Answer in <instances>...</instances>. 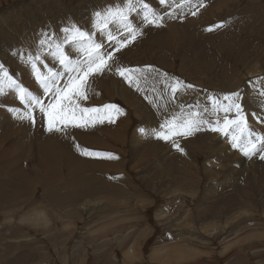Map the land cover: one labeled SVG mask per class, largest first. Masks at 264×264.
I'll return each mask as SVG.
<instances>
[{
    "label": "rangeland",
    "instance_id": "rangeland-1",
    "mask_svg": "<svg viewBox=\"0 0 264 264\" xmlns=\"http://www.w3.org/2000/svg\"><path fill=\"white\" fill-rule=\"evenodd\" d=\"M119 2L0 0V64L19 83L41 95L40 85L37 90L31 87L36 79L24 62L28 56L40 52L43 63L37 66L43 75L48 74L47 68L56 72L62 69L55 58L54 62L45 58L50 49L46 45L41 50L39 45L44 34L57 39L63 35L61 28L70 23L93 31V13ZM145 2L163 20L170 21L157 31L143 21L141 13H133L139 15L143 29L118 52L104 37L103 42L115 52V62H109L110 70L89 78L88 98L78 102L85 108L117 105L122 110L116 115L120 136L115 138L111 130L108 135L102 129L104 142L97 137L89 146L80 134H68L69 147L76 156L81 155L76 148L79 145L118 159L85 156L94 164L82 162L78 174L67 171V167L74 169L72 164L67 166V152L48 159L46 156L42 182L33 180L35 165L29 160L34 147L22 157L27 150V145H22L14 156L22 157L20 162L27 167L28 179L8 183L10 179L0 172V264H116L114 260L117 264H161V259H166L165 264H264V159L261 153L245 156L232 147L229 136L211 130L217 121L222 126L226 118H236L235 110L224 111L229 103L224 96L238 92L248 124L256 133L264 134V97L260 96L264 90V0H167L157 6L152 0ZM180 9L184 14L181 17L176 11ZM192 25L196 28L190 29ZM98 33L94 37L97 42L103 36ZM66 50L68 55L81 57L71 48ZM118 67L133 70L126 74L131 76V83L121 77ZM95 77L103 79L105 89ZM122 78L135 86L133 99L128 101L142 106L141 111L118 97L117 86ZM177 81L183 87L173 94L172 86ZM210 97L221 105L209 111L217 112L213 118L204 109L213 105ZM245 102L257 108L248 109ZM15 109L20 116L27 110L19 99ZM2 113L1 118L6 115ZM190 117L211 124L201 123L199 131L186 137L177 135L167 141L156 137L155 132H167V128L160 127L166 121L176 118L180 123ZM90 129L87 125L81 133L86 135ZM135 129L138 135L133 139ZM12 137L7 135L0 149L21 140L23 135ZM173 140L183 152L174 147ZM228 142L230 150L225 148ZM142 150L150 156H138ZM175 158L177 167L174 165L173 170L181 168L176 173L170 166ZM77 175L101 177L88 183L94 189L90 196H73L74 187L69 182ZM103 177L109 183L99 185ZM230 200H234L233 210L227 213L220 204ZM160 210L166 218L156 215ZM32 211L42 213V227L21 224ZM230 216L233 220L227 221ZM124 252L132 255L126 257Z\"/></svg>",
    "mask_w": 264,
    "mask_h": 264
},
{
    "label": "snow or ice",
    "instance_id": "snow-or-ice-1",
    "mask_svg": "<svg viewBox=\"0 0 264 264\" xmlns=\"http://www.w3.org/2000/svg\"><path fill=\"white\" fill-rule=\"evenodd\" d=\"M159 2L164 5L167 0H159ZM187 2H190V0H187ZM133 13H141L143 21L147 24L158 23L162 19L145 0H120L119 3L93 13L91 24L93 31L81 29L75 23H70L68 26L61 28L60 32L63 35L57 39H52L48 34H44L45 38L39 41L41 50L47 45L50 49L47 54L58 61L63 71L56 72L44 65L48 74L43 75L37 66L38 62L43 63L39 51L34 57L29 55L25 63L31 67L35 79L44 93L52 94L53 99L51 102L45 103L39 96L33 95L27 87L14 78L13 74L8 72L3 64H0V95L6 94L5 86L7 85L8 89L15 92L20 103L28 109L19 118L34 124L33 111L38 109L46 118V130L50 133H63L69 126L80 128L89 124L103 123L105 120L114 123L116 115L122 114V110L117 105L106 104L103 108H85L80 107L78 101L88 98L89 78L110 70L111 65L109 62H115V52L125 47L126 43L131 42L140 34V29L132 22L131 16ZM192 14L196 15V12ZM222 26L217 25L216 27ZM207 30L212 31L211 28ZM97 32L105 34L107 40L116 45L115 52L104 51V45L94 38ZM121 34H127L128 39H118L117 37ZM66 48L73 49L82 58L71 59ZM13 55H16V53H13ZM21 59L24 58L21 57ZM117 71L131 83V76L126 74L133 70L118 67ZM65 74H67V83L61 87L57 84V81L62 79ZM181 87H183L182 83L177 81L172 86L173 94L179 91ZM186 87L191 88L193 86L187 85ZM260 96L264 97V91L260 92ZM210 99L215 108L221 107L218 100L211 97ZM240 99L241 96L238 92L232 93L230 96H224V100L229 101L224 111L231 112L235 110L236 118H226L222 126L217 121L215 126H211V130L229 136L232 147L241 151L245 156L251 157L261 153L260 158L264 159V134L256 133L248 124L244 109L239 102ZM261 103H264V101H261ZM8 111L15 113L19 110L9 108ZM201 123L211 124L209 121L197 120L191 117L177 123L176 118H173V120L166 121L165 124L160 126L161 129L167 128V132H155V135L157 138L166 141L177 135L186 137L194 131H199ZM140 132L144 133V129L141 128ZM172 143L178 151L183 152L177 141L173 140ZM76 148L84 156H103L108 159H118L110 153L93 152L87 148H81L79 145H76Z\"/></svg>",
    "mask_w": 264,
    "mask_h": 264
},
{
    "label": "bare ground",
    "instance_id": "bare-ground-1",
    "mask_svg": "<svg viewBox=\"0 0 264 264\" xmlns=\"http://www.w3.org/2000/svg\"><path fill=\"white\" fill-rule=\"evenodd\" d=\"M101 1V0H100ZM114 1H116L117 2V0H114ZM153 1V5H156L157 6V4L158 5H160L159 4V0H152ZM218 1V0H217ZM194 4L196 3V1H194L193 2ZM105 4V3H104ZM107 4V3H106ZM197 4V3H196ZM189 5H190V3H189ZM90 6V5H89ZM92 6V5H91ZM155 6V7H156ZM190 8H195V6L194 5H191V7ZM93 9V8H92ZM154 9V8H153ZM89 10V9H88ZM99 11V10H98ZM177 12H178V14H179V17H181L180 15H182L183 14V10L182 9H180V10H176ZM187 12L189 11L188 9L186 10ZM83 12V11H82ZM191 13V12H190ZM205 13L208 15L209 14V12L208 11H205ZM83 14V13H82ZM86 14V13H85ZM159 15V14H158ZM184 15V14H183ZM186 15H188V14H186ZM160 16V15H159ZM83 17V16H82ZM201 17H202V15H201ZM207 17V16H206ZM199 18H200V16H199ZM82 19V18H81ZM131 19H132V22H133V24L136 26V27H138L139 29H143L142 27H140V23H139V15L138 14H132V16H131ZM170 19V18H169ZM188 19H190V18H188ZM201 19V18H200ZM203 19H204V17H203ZM193 21H198L196 18H194V19H192ZM83 21V20H82ZM168 21H170V20H168V19H166V20H163L162 19V21L160 20L158 23H156V25H154V24H152V26H150V27H152V28H155L156 27V30L157 31H160L161 29H162V27L164 26L165 27V23H167ZM190 21V20H189ZM65 22V21H64ZM192 22V21H191ZM190 22V24H192ZM199 22V21H198ZM84 23H87V21L84 19ZM195 23V22H194ZM204 23H206V21L204 22ZM173 26V25H172ZM177 26V25H176ZM195 26V25H194ZM169 27V26H168ZM190 29H192V28H196V27H193V25L192 26H190L189 27ZM174 29V28H173ZM194 30H196V29H194ZM164 31V30H163ZM167 31H168V29H167ZM168 33V32H167ZM171 33V32H170ZM176 33V32H175ZM13 34V33H12ZM103 33H101V35H102ZM169 34V33H168ZM98 35H99V33H98ZM170 35V34H169ZM168 35V36H169ZM175 36V35H174ZM104 37H106V35L105 34H103V36L102 37H100V39H99V43H102L103 45H104V51H111V48H108L107 46H106V44L103 42V39H104ZM173 37V35L171 36V38ZM98 38V37H97ZM118 39H125L126 40V38H127V34H121V36L119 35L118 37H117ZM156 38V37H155ZM169 38V37H168ZM170 38V39H171ZM158 39V38H157ZM156 39V40H157ZM162 39H163V37H162ZM165 39L166 40H168L166 37H165ZM164 39V40H165ZM158 40H160V38L158 39ZM165 40V41H166ZM6 41V40H5ZM165 41H164V44H165ZM158 42V41H157ZM109 44V43H108ZM167 44V43H166ZM10 45V44H9ZM112 45L114 46V47H116V45L114 44V43H112ZM111 45V46H112ZM11 46V45H10ZM109 46H110V44H109ZM176 51V50H175ZM198 53V52H197ZM201 53V52H200ZM119 54V53H118ZM69 56H71V55H69ZM80 56V55H79ZM195 56V55H194ZM198 57H199V55H197ZM52 57L53 56H50V55H48V56H45V58L47 59V58H49V60H50V58H51V60L53 61V59H52ZM197 57V58H198ZM54 58V57H53ZM71 59H73V60H75V59H81L82 57H77V56H74V55H72L71 57H70ZM163 58V57H162ZM195 58V57H194ZM196 59V58H195ZM45 60V59H44ZM48 60V59H47ZM187 60V59H186ZM11 62V61H10ZM25 62V61H24ZM54 62V61H53ZM202 62V61H201ZM15 63H16V61H15ZM20 63V62H19ZM50 63V62H49ZM24 64V63H23ZM183 64V63H182ZM42 65V64H41ZM17 66H19L20 67V65L18 64ZM23 68H24V66H23ZM160 68V67H159ZM60 69V68H59ZM201 70V69H200ZM26 71V70H25ZM30 71V77H33L32 76V72H31V70H29ZM63 71V69H61V72ZM256 71V70H255ZM254 72V71H253ZM25 73V72H24ZM26 73H28L27 71H26ZM26 73L24 74V75H26ZM28 75V74H27ZM253 75V74H252ZM105 76H107V74L105 73ZM109 76V75H108ZM22 77H24V76H22ZM26 77V76H25ZM122 77V76H121ZM141 77H143V75L141 76ZM29 77H27V79H28ZM96 79H98L99 81H100V87L102 88V89H105L106 87H105V83L103 84L102 82H103V79L102 78H98V77H95ZM105 78V77H104ZM111 78V77H110ZM110 78L108 79V80H110ZM33 79H35L34 77H33ZM114 79V78H113ZM112 79V80H113ZM122 79H124V80H121L120 82H119V85L117 86V93H118V97H124V100L126 101H124L125 103H128V105H130V106H132V107H136V109H138V111L140 110L141 111V109L140 108H142V106H140V108H139V105L138 104H136V103H134V105L135 106H133V102L131 101V100H129L128 101V99H133V94H135V93H133V91H134V89H135V86L132 84V85H129L128 83H126V79L125 78H122ZM26 80V79H25ZM32 80V79H31ZM131 80H132V78H131ZM28 82H29V80H27ZM33 81H36V80H32L31 81V83L33 82ZM26 82V81H25ZM113 82V81H112ZM169 82V81H168ZM34 83H36L35 85H34V87L33 86H31L32 88H35L36 90H37V87H39V83L36 81V82H34ZM65 83H67V74H65L64 75V77H62V79H60V81L58 82V85L59 86H61V87H63V85L65 84ZM110 83H111V81H110ZM29 84V83H28ZM103 84V85H102ZM126 84V85H125ZM111 88H112V86H110ZM166 87V86H165ZM30 88V87H29ZM35 90V91H36ZM98 90V89H97ZM109 91V90H108ZM264 91V90H263ZM32 93H33V95H35V92H33V91H31ZM168 92V91H167ZM249 92V91H248ZM5 93L6 94H4V95H1V103H0V114L2 113V114H6L5 116H2V118L0 119V143H2L1 141L3 140V142H4V139H5V137L7 136V135H13V137L12 138H14V137H16V135L18 134V133H21L22 135H23V137L21 138V140H19V141H16L13 145H11L10 146V150H11V152H7L6 150H2L1 149V152H0V172H2V177L4 176V175H6L5 177L7 178V180L8 179H10V180H8L9 182L8 183H18V182H20L21 180H24V179H28V176H26L25 177V175H26V171H27V167H23L21 164V162H20V160H21V158L23 157V156H25V152H28V153H30V151H29V148H31V147H34V155L31 157V159L29 160V162L31 163L30 165H32V166H34L35 165V172H34V178H33V180H35V179H40L42 182H44V179H43V176H44V167H45V161H46V156H47V159L48 158H50V157H52V156H55V155H58V154H60V153H62L63 151L64 152H67L66 154H67V157H68V165L67 166H69L70 164H72L73 166L72 167H74V169H71V167H67V171L69 172V171H71V172H73V173H78L79 174V168H81L84 164H82V162L84 163L85 161H87V163L89 164V163H93L94 164V162L93 161H91V160H88V159H86L85 158V156L84 155H82V157H81V155H77L76 156V153L69 147V145L71 144V138H70V140L68 139L69 137V133H72L71 135L72 136H74L75 134L76 135H79L80 134V136L83 138L84 137V139L87 141V143H88V145L89 146H91V145H93V142L96 140V139H98V138H100L101 137V142L103 143L104 141L102 140V137H103V135H105L104 133L106 132V134H108L109 135V131L111 130V133H114V137L115 138H117V136L120 134L119 133V129H120V127H119V125H118V120H117V118H115V122L114 123H109L107 120H105L103 123H95V125H97V126H94L93 127V125L94 124H89L88 125V127L89 128H92V129H90L89 131V133L87 132V136L86 135H84L83 133H81V129H84V127H80V129H78L77 127H74V126H69L68 127V129L65 131V132H63V133H57V132H48L47 130H46V127H47V123H46V118L45 117H43V115L38 111V109H35L34 111H33V116H34V118H35V123L33 124V123H30V122H28L27 120H21L19 117H20V115H16V112L14 113V112H10V111H8V109L9 108H13V109H15V105H16V100L18 99L17 98V96H16V94H15V92L14 91H12V90H10V89H8L7 88V85L5 86ZM104 93V92H103ZM109 94V93H108ZM107 94V95H108ZM111 94V93H110ZM169 94V93H168ZM37 96V95H36ZM40 96V98L42 97V96H46L45 97V100H44V98H41V100H43L45 103H47V102H51L52 101V99H53V97H52V94L51 93H45V95H44V91H43V89H42V94L41 95H39ZM93 96V95H92ZM154 99V98H153ZM152 99V100H153ZM80 102H81V100H79ZM78 101V102H79ZM158 101V100H157ZM79 102V103H80ZM151 103V102H150ZM139 104H140V102H139ZM152 104V103H151ZM155 104H156V102H155ZM245 105H246V108H250V109H256L257 108V106H255L253 103H244ZM264 104V103H263ZM159 106V105H158ZM206 106V105H205ZM209 106V105H208ZM208 106H206V107H204V109L208 112V114L210 115V116H212V118H213V116L214 115H212V114H217V112H213V113H209V111H212V108H215L213 105L211 106V107H208ZM27 109V108H26ZM26 111H28V109L26 110ZM215 111V110H214ZM217 111V110H216ZM233 111V110H232ZM25 112H21V116L24 114ZM143 113V112H142ZM149 116H150V119H151V114L149 113ZM120 120V119H119ZM107 122V123H106ZM96 127V128H95ZM158 127V126H157ZM101 128V129H100ZM96 129V130H95ZM102 129L105 131L104 133H103V131H102ZM159 129V127L157 128V130ZM205 131L207 130L208 131V129H204ZM22 131V132H21ZM83 132V131H82ZM111 133H110V135H111ZM207 133V132H206ZM137 135H138V133H137V129H135L134 130V135H133V139H136L137 138ZM120 136V135H119ZM98 137V138H97ZM7 138H9V137H7ZM79 138V137H78ZM88 138H90L89 140H88ZM5 140H7V139H5ZM92 142V143H91ZM27 143V144H26ZM23 144H25V145H27L26 147V149L27 150H24V154L22 155V157H15L14 155H15V153L17 152V150H18V148H20ZM2 145V144H1ZM149 145H151V142L147 145V147L149 146ZM68 148L69 149H71V150H68ZM225 148L227 149V150H230V148H231V145H230V143L228 142V143H226L225 144ZM172 149V148H171ZM76 150V149H75ZM174 150V149H173ZM171 152H173V151H171ZM170 152V154H173V153H171ZM149 155V153L146 151V150H142V151H140L139 153H138V156H145L146 158H147V156ZM164 155H166V153L164 154ZM61 156V155H60ZM150 156V155H149ZM171 156V155H170ZM34 157V158H33ZM62 157V156H61ZM166 157H167V155H166ZM79 158L81 159V161H79ZM106 158V157H105ZM29 159V158H28ZM75 159H76V161H75ZM90 159H91V157H90ZM78 160V161H77ZM181 159H179L178 158V160H177V162H179ZM90 161V162H89ZM95 161V160H94ZM96 162V161H95ZM185 162V161H184ZM77 163V164H76ZM176 163V158L174 159V160H172V163H171V168H172V170H173V167H174V165H175V167H177V165L175 164ZM180 163H181V161H180ZM105 165V164H104ZM186 167V166H185ZM96 168V167H95ZM233 168V170H235V172H236V169L234 168V167H232ZM179 169H181V168H178L176 171L175 170H173V172L174 173H176V172H178V170ZM94 172V171H93ZM226 173V172H225ZM9 175H10V178H9ZM103 175V174H102ZM95 176H97L96 175V173H95ZM91 177V178H87V177H81V176H79V175H77V176H75L74 177V179H72L70 182H69V186H72V187H74V191H73V196H75L76 198L75 199H80L81 197H83V196H90L91 195V193H92V190L94 191V189L92 188V185L91 184H88L89 182H91L92 180H94L95 178H97L98 180L99 179H101V177ZM118 178V177H117ZM103 180V182L101 181V183H99V185H103V184H106V183H109V181L107 180L106 181V179L103 177L102 178ZM119 179V178H118ZM118 179H115L116 181H118ZM74 180V181H73ZM111 183V182H110ZM96 184V183H95ZM113 185V184H112ZM115 186H116V184H115ZM67 187V186H66ZM97 187H98V185H97ZM108 187H110V186H108ZM95 188V187H94ZM107 188V187H106ZM111 188H112V186H111ZM101 189V188H100ZM104 189V188H103ZM70 190V189H69ZM127 190V189H126ZM64 192V191H63ZM109 192H111V191H109ZM127 191H125V193H126ZM70 193H72V191L70 192ZM97 194V193H96ZM109 194V193H108ZM175 200V199H174ZM235 200V199H234ZM234 200H230V201H228L227 203H225V204H220V206L221 205H224V208H225V211H228L227 213H229L230 211H232L233 210V201ZM178 201V200H177ZM182 201V200H181ZM87 203H89V202H87ZM180 203H182V202H180ZM93 204H95V202L94 203H92L91 205H93ZM88 205V207H91V205H89V204H87ZM84 206V205H83ZM182 206V205H181ZM85 207V206H84ZM218 208V207H217ZM81 209V208H80ZM219 209V208H218ZM217 209V210H218ZM68 210V209H67ZM91 210V209H90ZM32 212H34V211H32ZM161 210L156 214V215H159L160 214V216H159V218L160 219H164V218H166V215L165 214H162L164 211H162L161 213ZM226 213V214H227ZM225 214V215H226ZM214 215V214H213ZM228 217V216H227ZM42 219H43V215H42V213L40 212L39 213V211H37V212H34L32 215H30V216H28V215H26V218H22V221H21V224L22 223H24L25 224V226H29V227H37V228H40V227H42L41 225H40V222L42 221ZM228 220L227 221H229L230 219L231 220H233V218H232V216H230L229 218H227ZM45 221H46V219H45ZM43 223V222H42ZM45 224V223H44ZM228 224V223H227ZM125 253V256L126 257H128L129 255H132V254H129V252H124ZM156 256H157V252H156V254H155ZM157 258V257H156ZM114 262L117 264V261L116 260H114ZM160 262H161V264H165L167 261H166V259H161L160 260Z\"/></svg>",
    "mask_w": 264,
    "mask_h": 264
},
{
    "label": "crops",
    "instance_id": "crops-1",
    "mask_svg": "<svg viewBox=\"0 0 264 264\" xmlns=\"http://www.w3.org/2000/svg\"><path fill=\"white\" fill-rule=\"evenodd\" d=\"M14 143H11L8 147H3V149L2 150H6L7 152H11V150H10V146L11 145H13ZM24 145V144H23ZM22 147V146H21ZM19 149V148H18ZM1 150V149H0ZM64 165V164H63ZM62 166V165H61ZM9 201H12V197H11V199L9 200ZM8 202V201H7Z\"/></svg>",
    "mask_w": 264,
    "mask_h": 264
}]
</instances>
